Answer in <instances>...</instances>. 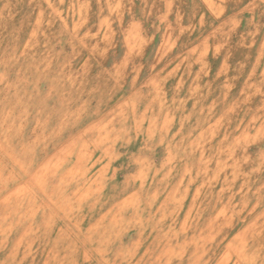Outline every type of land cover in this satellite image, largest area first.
<instances>
[{
    "label": "rangeland",
    "instance_id": "obj_1",
    "mask_svg": "<svg viewBox=\"0 0 264 264\" xmlns=\"http://www.w3.org/2000/svg\"><path fill=\"white\" fill-rule=\"evenodd\" d=\"M0 264H264V0H0Z\"/></svg>",
    "mask_w": 264,
    "mask_h": 264
}]
</instances>
